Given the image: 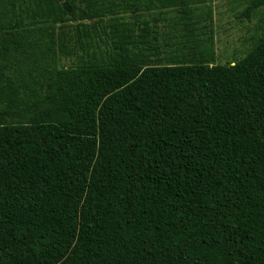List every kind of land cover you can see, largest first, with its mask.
Here are the masks:
<instances>
[{"label":"trees","instance_id":"16d2710c","mask_svg":"<svg viewBox=\"0 0 264 264\" xmlns=\"http://www.w3.org/2000/svg\"><path fill=\"white\" fill-rule=\"evenodd\" d=\"M202 2L0 0V264H264V35L163 64L122 17L105 56L59 62L53 26L95 19L83 46L109 14Z\"/></svg>","mask_w":264,"mask_h":264},{"label":"rangeland","instance_id":"374dc122","mask_svg":"<svg viewBox=\"0 0 264 264\" xmlns=\"http://www.w3.org/2000/svg\"><path fill=\"white\" fill-rule=\"evenodd\" d=\"M189 6L190 13L181 7L170 9H131L126 13L109 14L97 25V34L92 37L82 36L83 46L78 41L76 32L80 22L86 25L92 20L70 21L63 26L56 25L57 33L64 32L66 39L71 38L70 47L76 53L60 59L62 66L77 65L81 59H87L94 53L97 57L105 56L118 42L117 19H123L140 31L146 24L150 34L157 37V46L161 52L159 62L165 64L170 53L179 49V53L188 62L199 63L201 51L208 39H211L215 51V64H233L244 58L252 49L255 41L264 35V6L253 11L248 18L245 15L252 0H201ZM194 17L192 23L189 17ZM186 17V19L184 18ZM152 34L150 38H152ZM170 43V46L166 43ZM146 46L149 44L145 43ZM143 44H140L142 46ZM86 50V51H85ZM153 59H160L154 55Z\"/></svg>","mask_w":264,"mask_h":264}]
</instances>
